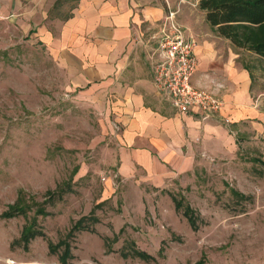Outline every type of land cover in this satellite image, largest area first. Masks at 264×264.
I'll list each match as a JSON object with an SVG mask.
<instances>
[{"label":"rangeland","instance_id":"374dc122","mask_svg":"<svg viewBox=\"0 0 264 264\" xmlns=\"http://www.w3.org/2000/svg\"><path fill=\"white\" fill-rule=\"evenodd\" d=\"M20 1L0 16V264H62L64 247L52 253L49 242L63 240L71 248L67 264H264V139L255 129L263 119H207L235 138L233 156L164 168L155 180L137 168L124 174L111 125L37 37V23L65 17L73 3L62 0L60 11L45 18L41 6L57 0L38 7L37 0ZM197 2L183 3L193 30L216 36ZM237 52L254 69L256 103L264 93V61ZM174 197L194 210L197 230ZM16 204L26 214L4 217ZM88 216L99 222L87 220L91 229L69 238ZM30 225L45 237L25 244L20 238Z\"/></svg>","mask_w":264,"mask_h":264},{"label":"crops","instance_id":"0c3cea01","mask_svg":"<svg viewBox=\"0 0 264 264\" xmlns=\"http://www.w3.org/2000/svg\"><path fill=\"white\" fill-rule=\"evenodd\" d=\"M185 1L79 0L72 18L37 23V37L66 68L72 85L89 94L93 106L111 125L113 150L124 174L137 168L135 172L144 171L155 180L164 168H193L197 158L233 156L237 151L236 140L227 128L195 114H180L157 92L153 82L157 39L169 8L177 12L175 21L185 36L198 43L193 85L213 90L223 101L218 117L222 120L241 123L263 119L255 129L264 139V93L256 103L251 100L254 69L238 61L240 54L229 40L194 31ZM15 2L21 3L0 0V16ZM56 2L41 6L45 18ZM41 4L42 0H37V7ZM201 13L205 19V12ZM113 125L120 126L119 135Z\"/></svg>","mask_w":264,"mask_h":264},{"label":"trees","instance_id":"16d2710c","mask_svg":"<svg viewBox=\"0 0 264 264\" xmlns=\"http://www.w3.org/2000/svg\"><path fill=\"white\" fill-rule=\"evenodd\" d=\"M72 2L71 11L65 17L56 16L66 21L73 17L72 10L76 8L79 0H65ZM64 2V3H65ZM62 0H58L55 7L50 12L51 15L59 12L64 5ZM199 8L206 14V22L210 25L212 31L219 37L225 38L231 42L235 50H244L255 54L264 60V0H200ZM55 193H53L54 195ZM176 209L183 211V215L189 221L194 230L198 229V218L190 206H184L182 201L173 198ZM25 208L20 205L12 206L11 210L4 214V217H14L19 214H26ZM45 212H41L44 214ZM91 219L92 223H98L95 216L83 217L75 223L70 230L68 237H73L79 231L91 229V224L86 226V221ZM45 237V234L35 230L33 225L25 227L20 241L28 244L36 237ZM64 247V252L59 256L62 264H67L68 258L72 257L71 248L66 240L55 245L49 242V249L52 253ZM144 256L145 254L138 252Z\"/></svg>","mask_w":264,"mask_h":264},{"label":"built area","instance_id":"2783aa9c","mask_svg":"<svg viewBox=\"0 0 264 264\" xmlns=\"http://www.w3.org/2000/svg\"><path fill=\"white\" fill-rule=\"evenodd\" d=\"M176 13L169 8L159 30L153 82L158 94L177 112L207 120L220 114L224 105L213 90L193 85L198 69V43L185 36L184 29L175 21ZM114 127L121 130L119 125Z\"/></svg>","mask_w":264,"mask_h":264},{"label":"bare ground","instance_id":"6f19581e","mask_svg":"<svg viewBox=\"0 0 264 264\" xmlns=\"http://www.w3.org/2000/svg\"><path fill=\"white\" fill-rule=\"evenodd\" d=\"M6 264H16V263L14 261L8 259V260H6Z\"/></svg>","mask_w":264,"mask_h":264}]
</instances>
